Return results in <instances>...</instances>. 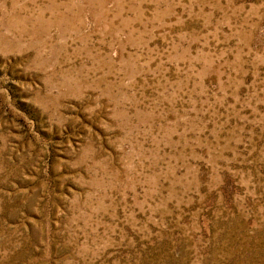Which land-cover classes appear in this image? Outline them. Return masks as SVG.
I'll list each match as a JSON object with an SVG mask.
<instances>
[{
    "label": "rangeland",
    "instance_id": "374dc122",
    "mask_svg": "<svg viewBox=\"0 0 264 264\" xmlns=\"http://www.w3.org/2000/svg\"><path fill=\"white\" fill-rule=\"evenodd\" d=\"M0 264H264V0H0Z\"/></svg>",
    "mask_w": 264,
    "mask_h": 264
}]
</instances>
